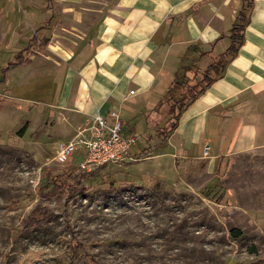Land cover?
I'll return each mask as SVG.
<instances>
[{"label": "rangeland", "instance_id": "rangeland-1", "mask_svg": "<svg viewBox=\"0 0 264 264\" xmlns=\"http://www.w3.org/2000/svg\"><path fill=\"white\" fill-rule=\"evenodd\" d=\"M117 2L0 0V264H264V148L232 153L203 143L194 157L177 138L161 142L172 105L200 89L214 61L211 48L198 45L178 47L162 64L158 56L170 55L163 46L180 39L188 19L212 16L213 4L229 3L234 16L241 0H204L163 23L151 70L172 85L157 110L148 114L161 99L150 96L145 111L125 112L127 129L140 137L136 161L81 172L78 151L76 162L57 163L59 144L93 119L74 117L79 76L69 106L60 107L64 80L93 55L97 26ZM37 33L50 45L33 42ZM21 53L27 62L5 73ZM62 122L72 124L64 137ZM72 173L84 176L83 186L69 193L63 181ZM38 206L48 222L26 229Z\"/></svg>", "mask_w": 264, "mask_h": 264}, {"label": "crops", "instance_id": "crops-1", "mask_svg": "<svg viewBox=\"0 0 264 264\" xmlns=\"http://www.w3.org/2000/svg\"><path fill=\"white\" fill-rule=\"evenodd\" d=\"M203 1L118 0L116 4H110L90 46L94 49L93 55L83 63L79 60V70L69 72L64 80L58 99L60 107L67 109L69 106L71 87L79 76L72 101L74 117L90 122L97 114L109 118L112 111L120 110L126 134H130L124 120L126 110L133 114L140 108L145 111L150 96L152 100L161 99L153 104L148 114L157 110L171 84L163 71L154 73L151 70L152 59L161 43L157 33L168 18L180 16ZM218 5L213 4L212 16L188 19L180 39L175 40L172 36L171 43L163 46L162 49H170V55L158 56L162 58V64L169 63L178 47L185 50L198 45L201 49L210 47L212 63L227 51L239 14L246 12V0H241L234 16L230 13L229 3ZM249 16L243 33L244 42L237 55L228 63L224 74L184 110L171 135V138L181 140L194 157L201 155L203 143L232 153L264 148V0L252 1ZM93 23L94 20L86 24L93 26ZM38 34L33 36V42L50 45L45 36ZM168 76L172 79V72ZM131 91L134 95L129 96ZM130 116L128 114L127 118ZM71 125L62 122V137ZM211 160L214 165L215 159ZM73 161L75 158L70 162Z\"/></svg>", "mask_w": 264, "mask_h": 264}, {"label": "built area", "instance_id": "built-area-1", "mask_svg": "<svg viewBox=\"0 0 264 264\" xmlns=\"http://www.w3.org/2000/svg\"><path fill=\"white\" fill-rule=\"evenodd\" d=\"M139 135L124 133V124L117 111H112L109 118L97 114L92 124L80 132L76 139L60 143L56 161L66 164L78 151L83 152V161L79 166L81 172H93L96 169L136 161L131 150L139 141ZM210 147H205L204 154L209 155Z\"/></svg>", "mask_w": 264, "mask_h": 264}, {"label": "trees", "instance_id": "trees-1", "mask_svg": "<svg viewBox=\"0 0 264 264\" xmlns=\"http://www.w3.org/2000/svg\"><path fill=\"white\" fill-rule=\"evenodd\" d=\"M252 1L253 0H246V5L244 6V10L248 11V15H246V12H241L238 17V24L234 27L232 30L230 41L231 45L227 49V51L219 56L217 59V62L214 64H211L207 70L203 73L202 82L200 85V89L197 92H194L193 95H191L190 99H187L186 97L182 101L175 102L169 111L171 115V123L168 127H166V132H163L161 136V142L166 143L171 135L174 133V131L177 129L179 125V120L181 118V115L183 114L184 110L196 99L198 98L202 93L205 92V90L219 77H221L228 65V63L235 58L237 55L240 47L242 46L244 42V31L245 27L249 23L250 16L249 13L252 9ZM27 61V57L25 56V53L19 54V56L15 59V61L10 62L7 67L4 69V72H8L16 67L22 66ZM173 122V123H172ZM164 129V131H165ZM152 140V139H151ZM83 175L80 174H70L67 176L63 181V188L66 192H76V189L80 186H83ZM72 182V184L68 182ZM61 183H59L58 186H55V189H60ZM50 218V212L46 209H44L41 206H38L31 214L30 216V224L26 227V229L31 228V226L35 227H41L44 224L48 222ZM78 246L81 249L82 254L85 258H90L89 251L84 245L78 244Z\"/></svg>", "mask_w": 264, "mask_h": 264}]
</instances>
